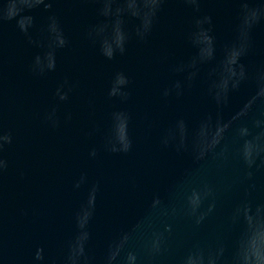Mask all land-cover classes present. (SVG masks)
Here are the masks:
<instances>
[{
	"label": "water",
	"instance_id": "95a60500",
	"mask_svg": "<svg viewBox=\"0 0 264 264\" xmlns=\"http://www.w3.org/2000/svg\"><path fill=\"white\" fill-rule=\"evenodd\" d=\"M0 264H264V0H0Z\"/></svg>",
	"mask_w": 264,
	"mask_h": 264
}]
</instances>
